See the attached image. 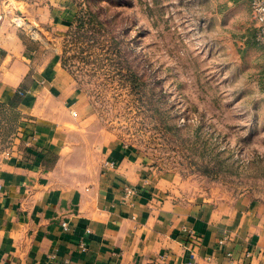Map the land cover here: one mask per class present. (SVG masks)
Instances as JSON below:
<instances>
[{
	"label": "crops",
	"instance_id": "1",
	"mask_svg": "<svg viewBox=\"0 0 264 264\" xmlns=\"http://www.w3.org/2000/svg\"><path fill=\"white\" fill-rule=\"evenodd\" d=\"M226 2L245 25L244 48L247 37L257 47L247 0ZM3 7L0 264H185L188 231L201 238L196 264H264V203L184 198L177 177L154 171L134 146L96 136L61 58L30 48ZM40 10L62 32V0ZM127 186L136 189L129 199Z\"/></svg>",
	"mask_w": 264,
	"mask_h": 264
},
{
	"label": "rangeland",
	"instance_id": "2",
	"mask_svg": "<svg viewBox=\"0 0 264 264\" xmlns=\"http://www.w3.org/2000/svg\"><path fill=\"white\" fill-rule=\"evenodd\" d=\"M44 1L2 0L30 48L61 58L96 136L134 146L184 198L264 203V49L244 48L226 0H62V32Z\"/></svg>",
	"mask_w": 264,
	"mask_h": 264
},
{
	"label": "built area",
	"instance_id": "3",
	"mask_svg": "<svg viewBox=\"0 0 264 264\" xmlns=\"http://www.w3.org/2000/svg\"><path fill=\"white\" fill-rule=\"evenodd\" d=\"M249 5L250 14L252 21L255 24V41L258 46L264 49V0H247ZM3 6L2 0H0V8ZM0 20H2V13L0 12ZM2 187L0 186V191ZM125 197L132 198L136 195V189L131 186H127L124 189ZM63 229L65 231H70V226L67 223L62 224ZM188 243L190 248V258L185 264H196V249L199 247L201 243V238L197 236L193 231H188ZM230 241L228 235H224L219 241L218 245L220 247L224 246L226 243ZM82 249L85 250V245L82 244Z\"/></svg>",
	"mask_w": 264,
	"mask_h": 264
}]
</instances>
